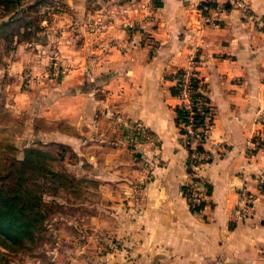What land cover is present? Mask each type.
<instances>
[{"label": "crops", "instance_id": "1", "mask_svg": "<svg viewBox=\"0 0 264 264\" xmlns=\"http://www.w3.org/2000/svg\"><path fill=\"white\" fill-rule=\"evenodd\" d=\"M205 1L159 0L145 25L154 26L160 44L152 58L144 49L124 56L98 53L85 69L81 56H61L74 60V67L63 86L71 95L59 97V118L75 136L59 135L82 160L76 175L97 187L95 198L85 201L99 206L90 219L108 218L101 226L129 247L119 256L126 263L264 264V196L247 221H232L239 190L256 193V179L264 174V149L248 156L250 140L261 132L257 116L264 112V32L241 9L243 4L264 18V0H217L233 8L204 15L199 5ZM195 52V71L214 113L203 145L211 162L199 172L210 184V198L200 214L183 196L189 152L175 122L181 100L167 78ZM136 121L159 145L135 152L127 144L123 130Z\"/></svg>", "mask_w": 264, "mask_h": 264}, {"label": "rangeland", "instance_id": "2", "mask_svg": "<svg viewBox=\"0 0 264 264\" xmlns=\"http://www.w3.org/2000/svg\"><path fill=\"white\" fill-rule=\"evenodd\" d=\"M149 1L0 0V264H132L119 259L129 249L123 239L101 226L108 218L90 219L99 206L85 201L98 190L76 175L82 160L60 138L75 136L59 118L74 67L61 56H81L85 69L98 53L144 49L152 58L160 44L145 25L159 6ZM198 61L197 52L185 57L167 78L178 86V71L188 78ZM11 218L17 225L8 228Z\"/></svg>", "mask_w": 264, "mask_h": 264}, {"label": "built area", "instance_id": "3", "mask_svg": "<svg viewBox=\"0 0 264 264\" xmlns=\"http://www.w3.org/2000/svg\"><path fill=\"white\" fill-rule=\"evenodd\" d=\"M154 2V0H150L144 5L147 6L150 3L153 7ZM241 9L243 14L250 18L260 31L264 32V18H256L243 4L241 5ZM216 10L218 12L225 11L224 8L219 5ZM128 29L130 34L133 35L136 30V25L129 22ZM188 75L185 74L184 76ZM184 76L181 79V86H179L181 89V96L183 97L181 100L184 103L182 107H185L186 110H188V123L183 126L185 131L183 136L187 139L185 145L189 144L193 148L194 152L190 157V180L183 190V196L191 210L200 214L209 204L210 184L202 174H199V172L201 167H203L206 163H209L211 156L205 153H198L195 150L198 145L203 146L209 140L213 124H211L212 117L209 114L206 115L204 126H197L195 123V114L199 112L200 114L205 115V113L202 109L203 105L201 104V101L199 100L195 102L192 99V91L190 89L189 82L191 75L188 78H184ZM257 120L261 126V132L257 136H254L249 142V158L254 157L258 152L264 149V112H260L258 114ZM123 134L127 144L134 150L145 148L148 144H155L154 134L145 125L138 121L125 126ZM256 180L258 182V190L256 193L250 191L246 186L239 190L238 203L232 212V221L234 223L247 221L251 212L255 208L256 203L264 196V174H261Z\"/></svg>", "mask_w": 264, "mask_h": 264}, {"label": "trees", "instance_id": "4", "mask_svg": "<svg viewBox=\"0 0 264 264\" xmlns=\"http://www.w3.org/2000/svg\"><path fill=\"white\" fill-rule=\"evenodd\" d=\"M155 2L157 3L158 6L161 5L159 0H155ZM217 7H218L217 0L205 1L199 5V9L202 11V13L204 15H207L210 9H215ZM223 8L225 11H229L233 8V5L228 1L224 4ZM186 73L187 72L183 69L178 71V75H180L181 77L184 76ZM189 82H190V89L192 91V94H191L192 99L195 102H197L199 100L201 101V104L203 105L202 109L205 113V115H202L199 112L196 113L194 116L195 123L197 124V126H204L205 121H206V115L209 114L212 117L211 124L214 125V113L211 109V106H210V103H209V100H208V97L206 94V86H205V84H203V80L201 78H199L197 71L194 70L191 73ZM181 83H182V80L180 79V83H178V86H175L171 89V92L174 96H178L179 92H181V89L179 87V86H181ZM194 110H195V108H194ZM176 113H177V117L175 119L176 126L180 129L181 135H184L185 131H184L183 126L187 125V123H188V121H187L188 110H186L185 107H177ZM186 148L189 152V160L187 161V166H188L189 172H191V169L189 167L190 157L193 154L194 150L189 144L186 145ZM195 151L198 153L208 154L205 151L204 146H202V145H198L196 147ZM209 162H211V158L209 159ZM2 222H3V220H2V217L0 216V223H2ZM15 225H17V220H14L13 218L9 219L8 222L6 223V226L8 228H11Z\"/></svg>", "mask_w": 264, "mask_h": 264}]
</instances>
